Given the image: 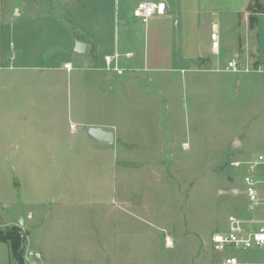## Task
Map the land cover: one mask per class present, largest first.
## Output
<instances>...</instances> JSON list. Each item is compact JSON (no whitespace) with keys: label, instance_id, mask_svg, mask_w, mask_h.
<instances>
[{"label":"crops","instance_id":"1","mask_svg":"<svg viewBox=\"0 0 264 264\" xmlns=\"http://www.w3.org/2000/svg\"><path fill=\"white\" fill-rule=\"evenodd\" d=\"M139 1L142 0H0V181L10 190H21L23 203L35 206L43 203L41 182L46 173L50 175L49 182L70 174L82 176L85 192L73 191L66 185L56 205L90 209L77 226L82 233L77 237V254L51 255V245L59 246L62 241L49 235L48 226L42 222L41 243L36 249L42 258L24 259V264L136 262V255L130 252L135 243V225H126L124 215L135 220L138 214L128 207L118 213L109 207L108 199L110 165L127 171L126 167L135 160L125 156V146L135 148L123 137L125 129L131 125L134 129L136 125L141 127L144 120L151 119L149 114L143 117L131 108L139 107L142 95L148 97L145 100H154V90L160 88L169 110L173 74L180 70L184 72L182 86L191 94L192 118L198 127L203 88L221 91L228 101L226 92L235 94L240 87L254 82L222 71L226 61L264 65V13H252L250 0H151L165 3V14L145 23L132 14ZM30 33L37 40L32 49ZM213 33L218 37V54L211 48ZM77 42L85 44L83 54L75 52ZM114 54H118V64L124 69L121 75L104 69V57ZM256 81L264 90V81ZM153 118L157 124L159 115ZM90 127L111 132L112 141L106 144L91 138L87 133ZM165 133L176 135L173 130ZM176 140L168 143L170 149ZM182 144L188 146L187 142ZM171 156L173 163L174 155ZM45 168L50 170L44 173ZM122 190L120 197L124 200L135 196L128 185ZM257 191L263 203L255 211L234 207L232 216L242 220L244 228L264 221V190ZM231 192L238 193L235 189ZM244 197L247 204L246 194ZM112 202L115 203L113 199ZM126 203L135 207L133 202ZM20 219L24 249L25 233H30L27 226L31 225L26 219L33 220V213L29 211L26 218L18 216L3 226L11 228ZM117 234L123 239L119 240ZM126 234L131 238L124 242ZM166 238L171 244L166 243ZM173 245L166 236L165 247ZM251 249L261 252L262 259H236L237 264H264V248ZM229 257L234 256L227 255L219 263Z\"/></svg>","mask_w":264,"mask_h":264},{"label":"rangeland","instance_id":"2","mask_svg":"<svg viewBox=\"0 0 264 264\" xmlns=\"http://www.w3.org/2000/svg\"><path fill=\"white\" fill-rule=\"evenodd\" d=\"M259 2L264 9V0ZM35 38L36 35L29 34L30 49L37 41ZM223 58L226 61L228 56ZM183 74L180 70L173 74L169 110L165 107V97L160 88L154 90V100H145L148 97L142 95L139 107L131 108L143 117L149 114L151 119L142 118L144 124L141 127L136 125L134 129L131 125L125 129L123 137L129 144H135L134 150L125 146V156L135 158L131 165L126 163L129 165L127 171L110 165L109 207L118 213L128 208L135 209L139 217L131 220L124 215L126 225H135V243L130 252L136 255L137 260L133 264H220L219 260L227 255L234 256L239 262L251 260L252 256L262 259V253L256 249L216 251L210 239L213 233L225 232L235 206L242 211L247 208L244 197V177L250 174L247 163L253 162L264 151V90L256 81H264V75H235L234 78L239 80L251 78L254 82L249 88L240 87L235 94L226 92L228 101L223 99L221 91L203 88L199 100L202 118L197 127L196 120L192 118L191 94L182 86ZM154 114L159 115L157 124ZM156 125H160V130ZM165 130H173L176 135L166 134ZM174 138L177 140L172 150L168 143ZM183 142L188 146L184 147ZM120 154L121 151L118 152V165ZM233 161H239L241 165L233 167L230 165ZM47 170L50 169L45 168L44 173ZM250 175L255 180L264 181V165L256 166ZM43 177L46 178L41 182L43 203L35 206L23 203L25 196L21 190L16 187L10 190L6 183L0 181V230L9 229L3 225L18 216L26 218L30 211L33 220L26 219L27 225H31L27 226L30 233H25L27 240L23 251H36L39 247L43 222L44 227L48 226V234L58 242L62 241L59 246L51 245V255L77 254V237L82 234L77 226L90 209L59 207L56 202H59L60 191L66 185L73 191L84 193L86 181L82 176L71 174L60 176L56 182H49L48 173ZM229 177L232 181H228ZM127 185L135 192L130 200L120 197ZM256 187L264 190V183H258ZM232 189L238 193L234 195ZM126 201L133 202L135 207L126 205ZM49 209L51 213L47 212ZM257 226L246 225L245 228L255 230ZM166 236L173 241L172 248L165 247ZM127 238L131 237L126 234L124 242L128 241L125 240ZM122 239L119 236V240ZM9 263L14 264L10 247L0 242V264Z\"/></svg>","mask_w":264,"mask_h":264},{"label":"built area","instance_id":"3","mask_svg":"<svg viewBox=\"0 0 264 264\" xmlns=\"http://www.w3.org/2000/svg\"><path fill=\"white\" fill-rule=\"evenodd\" d=\"M165 3L151 0H142L137 2L133 8L132 14L139 21L145 23L150 18L155 16H163L165 14ZM212 51L214 54H218L219 42L215 33L211 35ZM66 65V69L69 66ZM104 69L106 71L114 72L121 75L124 71L118 64V54L113 56L104 57ZM222 71L230 73H257L264 74V65H244L235 59L228 60L222 69ZM233 167L241 165L240 162H232L230 164ZM264 165V153L257 155L255 160L247 163V169L250 174L255 170L256 166ZM247 174L244 177L245 194L247 200V211H255L262 203L263 199L259 196L256 185L257 182L253 176ZM166 243L171 244L169 238H166ZM211 243L213 249L221 251L226 248L235 249H251V248H264V221L261 222L258 227L253 231H248L244 228V222L235 216L228 218L227 231L223 233H215L211 236ZM24 259L39 261L42 258V254L38 251H23ZM222 264H237V260L234 257L224 259Z\"/></svg>","mask_w":264,"mask_h":264},{"label":"trees","instance_id":"4","mask_svg":"<svg viewBox=\"0 0 264 264\" xmlns=\"http://www.w3.org/2000/svg\"><path fill=\"white\" fill-rule=\"evenodd\" d=\"M252 13H264L259 0H250ZM250 25H253V18L250 19ZM0 242L7 243L10 247L12 258L17 264H24L22 238L20 228L13 226L5 231L0 230Z\"/></svg>","mask_w":264,"mask_h":264},{"label":"water","instance_id":"5","mask_svg":"<svg viewBox=\"0 0 264 264\" xmlns=\"http://www.w3.org/2000/svg\"><path fill=\"white\" fill-rule=\"evenodd\" d=\"M249 9H251V6ZM85 48H86V46L84 43L77 42L75 45V52L78 54H83L85 52ZM87 133L91 138H93L99 142H102V143L108 144L112 141V133L109 131H106V130H102L100 128L90 127V128H88ZM17 226L18 227L23 226V220L22 219H20V221L17 223Z\"/></svg>","mask_w":264,"mask_h":264}]
</instances>
